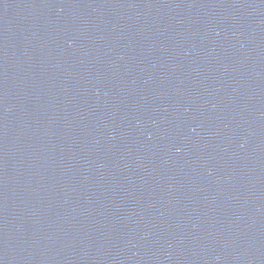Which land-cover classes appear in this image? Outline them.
<instances>
[{
	"label": "water",
	"instance_id": "water-1",
	"mask_svg": "<svg viewBox=\"0 0 264 264\" xmlns=\"http://www.w3.org/2000/svg\"><path fill=\"white\" fill-rule=\"evenodd\" d=\"M0 264H264V0H0Z\"/></svg>",
	"mask_w": 264,
	"mask_h": 264
}]
</instances>
